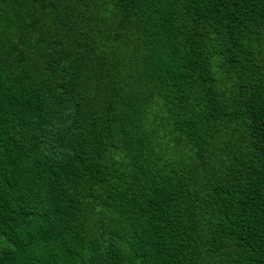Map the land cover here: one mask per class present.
I'll list each match as a JSON object with an SVG mask.
<instances>
[{"label": "trees", "instance_id": "trees-1", "mask_svg": "<svg viewBox=\"0 0 264 264\" xmlns=\"http://www.w3.org/2000/svg\"><path fill=\"white\" fill-rule=\"evenodd\" d=\"M0 264H264V0H0Z\"/></svg>", "mask_w": 264, "mask_h": 264}]
</instances>
